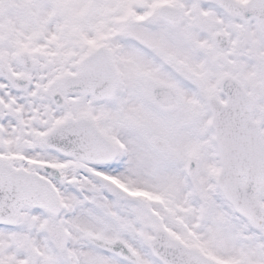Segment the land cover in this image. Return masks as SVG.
Masks as SVG:
<instances>
[{"label":"snow or ice","instance_id":"obj_1","mask_svg":"<svg viewBox=\"0 0 264 264\" xmlns=\"http://www.w3.org/2000/svg\"><path fill=\"white\" fill-rule=\"evenodd\" d=\"M0 264H264V0H0Z\"/></svg>","mask_w":264,"mask_h":264}]
</instances>
